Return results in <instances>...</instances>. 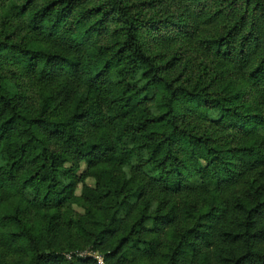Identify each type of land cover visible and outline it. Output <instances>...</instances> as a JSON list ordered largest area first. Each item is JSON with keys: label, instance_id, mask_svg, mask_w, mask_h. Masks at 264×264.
I'll return each mask as SVG.
<instances>
[{"label": "trees", "instance_id": "1", "mask_svg": "<svg viewBox=\"0 0 264 264\" xmlns=\"http://www.w3.org/2000/svg\"><path fill=\"white\" fill-rule=\"evenodd\" d=\"M13 8L48 49L0 45V59H17L48 93L34 109L0 74V264H99L67 258L76 253L104 264H264V0ZM192 40L199 69L220 70V91L178 82L176 58L158 65L148 53ZM29 211L43 228L28 225Z\"/></svg>", "mask_w": 264, "mask_h": 264}, {"label": "rangeland", "instance_id": "2", "mask_svg": "<svg viewBox=\"0 0 264 264\" xmlns=\"http://www.w3.org/2000/svg\"><path fill=\"white\" fill-rule=\"evenodd\" d=\"M24 0H0V45L6 47V45H22L34 48L48 49L45 39L37 32L33 31L25 18L20 16L13 6H20ZM12 4V7L10 6ZM156 12L151 10L150 13ZM159 18H163L161 13ZM144 34H142V38ZM191 47H185L183 50L180 48V43L173 46L157 47L155 49L149 48V54L157 56V64L165 65L169 63L173 58H176L175 65L169 68V75L173 78H177L178 82L190 81L189 87L200 91L205 94H213L216 91H220L226 86V82L220 80L218 74L221 73L218 69H199L196 55L195 45L196 41L190 42ZM3 47H0L3 48ZM196 59L193 68L189 65ZM189 65V67L187 66ZM0 74L4 78V86L13 94L18 95L25 93L31 99L30 104L34 109H38L41 106V93L47 94L45 88L40 87L37 80L27 73L17 59L13 57H5L0 59ZM7 164V157L2 156L0 159V165L5 167ZM149 171V170H148ZM80 175L85 177V166L81 168ZM86 182L89 185L95 184V180L91 177L86 178ZM81 189V188H80ZM79 191L77 192L79 195ZM70 212L75 216L84 215L85 210L82 206L74 203L70 208ZM25 221L31 226H40L43 228L45 223L42 221L39 215L32 211H29L25 215ZM88 253L76 255H67L69 260L76 258L80 255H87ZM78 258V257H77ZM27 262L26 256H18L11 258L8 264H25Z\"/></svg>", "mask_w": 264, "mask_h": 264}, {"label": "built area", "instance_id": "3", "mask_svg": "<svg viewBox=\"0 0 264 264\" xmlns=\"http://www.w3.org/2000/svg\"><path fill=\"white\" fill-rule=\"evenodd\" d=\"M87 256L95 258L96 260H98L99 264H104L103 259L96 253H88L87 255H80L81 258Z\"/></svg>", "mask_w": 264, "mask_h": 264}]
</instances>
